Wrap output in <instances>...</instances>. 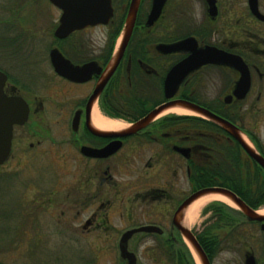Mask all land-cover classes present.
<instances>
[{"label":"flooded vegetation","instance_id":"obj_1","mask_svg":"<svg viewBox=\"0 0 264 264\" xmlns=\"http://www.w3.org/2000/svg\"><path fill=\"white\" fill-rule=\"evenodd\" d=\"M224 1L166 0L159 17L148 24L154 0H140L130 40L112 71L110 67L124 35L132 0H111L113 14L106 24L88 25L64 37L56 36L63 10L50 0L33 2L37 8L44 3L51 6L47 17L43 14L35 21L22 15L32 0H9L11 17L0 23V35L4 43L7 40L2 49L10 57L5 58L8 67L0 70L7 75L6 95L23 98L29 115L24 124L14 126L11 152L0 168L12 161L29 170L35 166L63 167L71 159L75 167V180L69 191L72 195L65 203L64 199L59 201L64 190L60 180H51L46 186L43 180L46 177L42 175L36 185L31 175H14L21 185L24 183L25 192L21 197H13L15 205L9 208L11 213L40 214L52 209V213H58L61 209V215L89 216L84 231L110 233L116 231L111 216L120 207L124 211L126 208L128 216H134L136 202L155 206L156 216L146 224L133 225V218H128L132 225L122 232L118 246L126 231L140 226H157L162 233H137L129 241L131 246L138 242L139 236L179 233L173 223L174 215L191 194L205 187L229 189L253 208L245 198H254L256 193L247 185L264 182L262 176H257L258 172L264 174V169L222 128L219 127L225 133L213 128L194 130L193 116L161 115L163 111L142 128L131 129L163 104L191 102L225 119L214 107L227 110V106L233 105L230 112L233 121L227 120L264 159V142L256 127L248 123L253 117L251 113H256L250 109L264 103V21L253 14L248 0H233L232 17L226 14L230 6ZM258 8L264 15V0H258ZM54 11L58 17L49 25V19L53 18L49 16ZM13 30L18 36L8 37ZM48 35L54 39L50 48L17 47L16 40L42 39ZM189 38L196 40L198 48L211 47L242 59L251 79L244 96L234 95L242 76L236 67L206 64L185 75L173 96L168 97L172 91L166 88L168 75L192 55V46L174 51L159 46ZM54 50L75 67L74 78L56 70L52 61ZM95 109L125 127L117 130L94 127ZM112 132L122 134L111 135ZM204 139L217 143L211 147L212 144L203 143ZM118 169L129 170L130 175L128 172L125 175L131 179L118 181L114 177ZM181 175L187 187L177 198ZM197 183L213 185L194 186ZM221 183L238 187L234 190L219 186ZM32 190L34 200L28 195ZM222 204L226 207L210 211L212 217L201 231L190 228L209 263L248 264L254 258L256 264H264V223L252 221L240 209ZM147 211L142 213L150 214ZM255 228H259L260 237Z\"/></svg>","mask_w":264,"mask_h":264},{"label":"rangeland","instance_id":"obj_2","mask_svg":"<svg viewBox=\"0 0 264 264\" xmlns=\"http://www.w3.org/2000/svg\"><path fill=\"white\" fill-rule=\"evenodd\" d=\"M8 1L0 0V23L11 17V13L8 11ZM34 1L40 0H32V3H28L26 8L23 9L22 15L29 18L32 17L30 19L32 21H35L37 17H43V14L47 17V11H51V6L44 3L42 7L37 8L33 3ZM232 2L233 0L224 1L226 6H230L229 11L226 10V14L230 15V17L234 15ZM50 17L49 25H51L53 19L58 17V13L54 11ZM7 36L14 38L18 34L13 30ZM3 38L0 35V67L7 68L8 65L5 58L10 56L2 49L7 44V40L5 39L6 42L4 43ZM16 42L17 47L21 46L22 49H45L52 46L54 39L48 35L42 39L41 37L19 39ZM250 110L252 112L254 110L256 113L255 115L251 113L253 117L249 119L248 123H251L252 128L256 127L259 137L264 142V103H259L257 104V109ZM254 124L256 125L254 126ZM24 167L12 161L0 168V264H126L120 256L118 246L120 235L126 228L132 225V222L133 225H142L146 224L152 216L154 218L156 216V214L154 215L155 206L148 205L147 203L141 204L136 202L133 209H135L134 211L137 215L134 216H128L126 208L124 207V211L120 207L116 210V214L111 216L112 225L116 228V231L102 233L95 230L84 231L83 226L89 216H76L72 213L61 215V209H58V213H52L54 211L52 209L50 212L40 214L35 212L26 215L12 214L13 212L11 213L9 208L15 205L13 197H21L22 193L25 192L22 188L24 183L21 185L14 178L15 176L25 177L31 175L34 177V182L37 185V178L44 175L46 179L43 180L48 184L46 186L50 185L51 180H60L64 184V190L60 193L59 201L64 199L65 203V199L69 195H72V191L69 192L75 180V167L72 159L66 161L63 167L52 165L35 166L30 168V170L29 167H26V169ZM128 171L120 172L118 169L114 173V177L118 181H124L123 178L130 180L131 178H126L125 175ZM127 174L130 175L129 172ZM186 187L187 184L184 183L183 175H181L177 198H179V193ZM34 192L32 190L28 193L33 200L35 199ZM132 194V192L129 193V195ZM216 202L220 203V201H212L200 210L197 219L190 227L191 229L195 232L202 230L203 224L206 223L207 219L212 217L211 210H204L210 204ZM67 206L65 205V207ZM261 209H264V207H261ZM144 210H148L147 212H150V214L142 213ZM164 216L166 215H162V217ZM128 218H133V221L130 223ZM255 233L260 237L259 228L255 230ZM136 240L138 242L131 244L130 250L136 253L138 264H159L158 262L162 258L159 252H146L148 247L157 246V240L153 236L148 235L139 236ZM109 241H112L111 245ZM188 247L195 263L201 264L191 246L188 245Z\"/></svg>","mask_w":264,"mask_h":264},{"label":"water","instance_id":"obj_3","mask_svg":"<svg viewBox=\"0 0 264 264\" xmlns=\"http://www.w3.org/2000/svg\"><path fill=\"white\" fill-rule=\"evenodd\" d=\"M54 5L63 10L60 19V25L56 30V36L64 37L77 29H81L88 25L106 24L113 14L111 0H50ZM166 0H154L153 9L148 21V24L153 22L159 17ZM250 8L254 15L264 21V15L259 12L258 0H248ZM140 0H132L127 20L124 28L123 38L119 41L118 51L114 57L110 69L115 70L120 58L123 55L125 48L131 37V33L135 24L137 11L139 8ZM186 45L192 46V55L178 64L172 69L166 81L167 90H172L168 93V97L173 96L179 83L189 72L206 64H220L230 65L236 67L242 74L239 83L234 91V95L242 97L250 88V73L241 58L233 55H228L225 52H217L216 49L211 47L198 48L197 42L193 38L186 39L170 45H161L159 47L165 48L169 51L185 49ZM189 47V46H188ZM187 48V47H186ZM52 61L56 70L60 74H65L69 78H74L73 73L75 67L72 66L57 50L52 52ZM111 72V71H110ZM7 81V75L0 70V165L9 158L12 148L13 129L16 124H24L28 120L29 107L26 101L21 97H10L6 95L4 88ZM173 84V86H172ZM232 97H228L231 99ZM179 106L192 111L196 116L205 118L227 133H229L244 150L256 160L264 169V159L256 152L240 134V130L227 119L215 114L209 109L200 105L177 101L173 103L163 104L154 109L148 116L138 121L132 126V131L142 128L151 120L156 118L166 109L170 107ZM95 127V126H94ZM122 133H111V135H121ZM209 193H219L240 209L250 220L264 223V215L260 210H255L248 206L240 197L229 189L222 187H205L195 191L191 194L178 208L173 218V223L177 227L180 235L191 246L201 264H210L207 254L200 245L198 239L192 230L182 223L184 213L187 208L197 199ZM264 229V224L262 226ZM162 233V230L157 226L145 225L126 231L119 242V251L121 258L126 264H138L137 255L130 250L129 241L137 233ZM248 264H256L254 258L248 261Z\"/></svg>","mask_w":264,"mask_h":264},{"label":"trees","instance_id":"obj_4","mask_svg":"<svg viewBox=\"0 0 264 264\" xmlns=\"http://www.w3.org/2000/svg\"><path fill=\"white\" fill-rule=\"evenodd\" d=\"M208 107H212V105H207ZM225 107V106H224ZM215 110L221 114L222 116L226 117L230 121H233V118L231 117V111H233V105L227 106V110L225 109H220V107H214ZM226 108V107H225ZM191 127L194 130L197 129H218L220 130V133L223 132L225 133L222 129L219 128V126L215 125L214 123H211L209 121H204L201 120L197 117H191ZM203 142V141H202ZM204 144L206 143L207 145L213 146V144L217 143L214 142L212 143L211 141H208L207 139H204ZM216 147V145H214ZM218 151L220 152V148H218ZM218 161H221L220 157L217 159ZM231 163V162H228ZM226 165V164H225ZM257 176H262L264 179V174H261L260 172L257 173ZM199 186V187H205V186H210L213 184L210 183H197L194 184V186ZM219 186H225V187H230L235 190L238 185L235 184H226V183H221ZM241 186H246L245 184H241ZM249 189L254 191L255 197H250V198H245L246 202L249 203L254 209H259L260 207L264 206V182H255V183H250L247 185ZM237 193L240 194V190L236 191ZM226 207V205H223L222 203H213L210 204L208 207H206V210H215V209H220L221 207ZM223 218L224 222H226V212H224ZM154 238L157 240V246H151L146 249V252H152V253H160L161 254V260L158 262L159 264H196L194 261V258L185 244L184 240L180 236L179 233H167L165 235H155ZM216 239V237H215Z\"/></svg>","mask_w":264,"mask_h":264},{"label":"bare ground","instance_id":"obj_5","mask_svg":"<svg viewBox=\"0 0 264 264\" xmlns=\"http://www.w3.org/2000/svg\"><path fill=\"white\" fill-rule=\"evenodd\" d=\"M167 113H176V114H181V115L195 114L192 111L179 107V106L170 107L169 109H166L161 115H165ZM93 125L100 129H110V130H117V129H121L125 127L123 123L117 120L107 119L106 117L102 116L97 109H95L93 113ZM243 138L246 142H248V140L244 136ZM212 201H220L232 207H235L234 203L230 201L228 198H226L225 196L219 193H209V194L203 195L202 197L194 201L187 208V210L185 211V217L183 218L182 223L185 226L190 228L194 224L195 220L197 219L200 210ZM259 212L264 215V209H261Z\"/></svg>","mask_w":264,"mask_h":264}]
</instances>
